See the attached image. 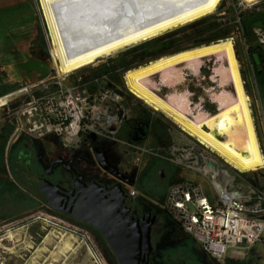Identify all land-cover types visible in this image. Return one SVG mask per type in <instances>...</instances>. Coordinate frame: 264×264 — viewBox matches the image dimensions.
<instances>
[{"label":"bare ground","instance_id":"bare-ground-1","mask_svg":"<svg viewBox=\"0 0 264 264\" xmlns=\"http://www.w3.org/2000/svg\"><path fill=\"white\" fill-rule=\"evenodd\" d=\"M40 1L50 30L53 62L59 72H70L92 64L98 58L111 56L118 49L210 15L222 0H134L139 15L131 24L123 23L117 9L120 0ZM257 1L244 0L248 4ZM203 59L214 60L211 79L217 86L208 92L217 106L212 113L204 110L200 103L193 102L189 90L178 89L187 74L197 75L203 70ZM239 63L233 38L227 36L131 67L125 71V79L129 89L145 104L162 112L186 135L194 137L230 167L244 173L263 168L264 156ZM159 83L169 89L165 96L154 91ZM8 98L0 97V105ZM202 170L204 174L209 172L207 168ZM215 173L219 177L231 178L227 170L218 166ZM225 181L214 179L220 190ZM53 245L55 248L49 253L50 264L63 261L68 253H75L82 247V241L72 232L57 234L52 229L45 235L42 248ZM80 264H93L87 247Z\"/></svg>","mask_w":264,"mask_h":264},{"label":"flooded vegetation","instance_id":"flooded-vegetation-1","mask_svg":"<svg viewBox=\"0 0 264 264\" xmlns=\"http://www.w3.org/2000/svg\"><path fill=\"white\" fill-rule=\"evenodd\" d=\"M263 50L261 47L260 53H264ZM258 89H264V79ZM129 105L126 102L127 114L116 131V138L120 142L129 141L132 149L152 155L141 172L135 171L134 167L120 169L114 154L98 159L99 152L93 150L92 144L90 150L78 148L71 151L65 147L53 151L48 150L41 141L13 134L8 136L1 127L0 264H50V249H54L55 245L43 250L45 235L53 229L57 234L75 232L81 236V232L72 229V223L91 230L107 264H119L115 252L101 233L72 215L82 193L81 187L93 186L101 191L106 190L108 196L117 184L123 192L120 210L128 208L123 218L128 219V225L137 226L140 232V244L134 252L136 264H236L226 259L219 260L201 247L185 255L178 248L187 244L190 237L182 232L158 203L153 205L136 195L127 194L128 186L136 177L153 174L162 178L164 168L169 166L164 156L166 133H161L159 127L143 112L130 110ZM150 139L153 143L144 148ZM48 182L56 188L48 185ZM41 187L49 189L52 204L47 201L46 192ZM148 224L150 231L146 241L143 230ZM9 233L14 234L11 237ZM29 242L31 247H27ZM54 264H72L70 253L63 261Z\"/></svg>","mask_w":264,"mask_h":264},{"label":"built area","instance_id":"built-area-1","mask_svg":"<svg viewBox=\"0 0 264 264\" xmlns=\"http://www.w3.org/2000/svg\"><path fill=\"white\" fill-rule=\"evenodd\" d=\"M35 1L51 70L47 77L25 83L16 90L18 94L30 95L28 99L18 97L19 100L14 98L13 101L14 93L0 105L7 112V122L13 135L37 141L56 136L66 145H83V149L90 150L91 143L99 136L118 141L116 131L127 114L126 99L138 101L146 108L157 111L129 89L125 79L127 69L121 72L119 79L102 73L97 76L84 75L73 83H66L71 73L86 66L70 72L58 71L50 50L52 41L48 22L41 1ZM259 37L260 46L264 48V35ZM210 61L203 59L202 73L192 75L196 81L187 74L182 84L189 90L193 102L200 103L204 110L212 113L217 106L208 92L216 88L217 83L211 79L212 72L203 73L205 69L212 71L214 61L211 67ZM162 88L159 83L154 91L165 96ZM48 89L52 90L46 91ZM196 157L197 166L201 168L196 166L195 169L210 179L214 189L212 202L201 183L185 179L170 183L158 205L184 234L209 255L219 260L239 256L256 243L264 232V191L254 188L245 190L230 183L223 184L220 190L214 179H225L207 164V160H212L211 156L198 153ZM204 168L209 169L208 174H204ZM136 193L132 185L128 186L129 196ZM86 247L93 264H107L98 250L88 244Z\"/></svg>","mask_w":264,"mask_h":264},{"label":"rangeland","instance_id":"rangeland-1","mask_svg":"<svg viewBox=\"0 0 264 264\" xmlns=\"http://www.w3.org/2000/svg\"><path fill=\"white\" fill-rule=\"evenodd\" d=\"M258 1L254 2V4H248L245 3L244 0H222L216 11L210 15L174 27L170 30L168 29L146 41L126 46L123 49H118L111 56L109 55L104 58H98V61L96 60L92 63L93 65L89 64L85 68L71 73L69 77L66 78L65 82L73 83L77 81L78 77H83L84 75L97 76L102 73H109V76L112 79H119L121 72L125 68L129 69L152 59V55L147 52L140 56L133 57V54L139 52L140 47H142L143 44L153 40L163 42V44L160 45L159 50L160 52H163L162 55H164L187 47L196 46L195 43L197 42L203 44L204 39L212 37L217 33H221L223 29L227 28V36L233 38V45L237 60L240 62L239 65L245 89L251 98L250 103L253 119L256 126L257 136L259 137V145L264 156V89H258L259 84L262 79H264V53H260L261 46L259 42V36L264 35V31L259 25L261 24V19L264 22V14L262 17L264 0ZM15 10L16 9L13 8L7 11L12 12ZM8 16L7 21L9 22L11 21V15ZM37 18L38 15L34 18V15H31V13L26 12L24 14V22L26 24V20L29 19V25L27 24V29V25L24 24L25 31H23V37L26 39L29 38L27 34L31 32L32 26L34 27V30L32 29L33 39L31 40L33 47L31 46L25 50V56L23 58L18 55L16 56L15 49L7 46H0V97L6 94L11 95L25 83L34 82L47 77L51 70L50 61L47 58L46 44L42 28L39 23L40 21L38 22L39 18ZM215 22L220 24L216 26L214 25ZM14 58L18 61L19 65L14 64L15 66H13L8 64L9 62L14 61ZM20 61H23V63ZM213 61L214 60L211 59L210 67ZM36 69L44 74L38 79L32 78L30 75L31 71ZM210 72L211 71L207 69L203 71V73L206 74ZM20 73H23V77L19 75ZM17 75H19L20 78L15 80ZM192 75L193 74H190L189 78L194 77L193 80L196 81L195 76ZM187 81L191 82L189 80ZM184 88L186 87L183 84L178 86L179 90ZM51 90L52 89H48L46 91ZM168 91V88H162L163 93H167ZM202 96L207 100L205 93L202 92ZM18 97L19 99H28L30 95L18 94L16 92L12 96L13 101L14 98L19 100ZM126 101L130 104V110H133V112H143L159 127L161 133H166L167 145L164 156L166 157V162L169 166L164 168V175L162 178H158L153 174L144 175L140 178L136 177V180L132 182L131 185L137 190L136 196H138L139 199L149 201L153 205H156L155 202L160 203L162 201L165 191L170 183L190 179L201 183L209 201L212 202L214 189L210 183V179L195 169L197 166L196 156L198 153L211 156L210 158L214 159L217 164H219V168L225 169L229 172L231 178L227 179L224 177L226 183H230L234 187H242L245 190L254 188L264 191V167L255 171L244 173L238 172V170L230 167L214 152H211L209 149L198 143L194 137L182 132L176 124H174V122L162 112L152 111L138 101H133L131 99H126ZM194 101H196L195 98ZM207 104L209 105V102H207ZM7 118L6 110L0 107V129L1 127L5 129L7 135L10 136L13 131L7 122ZM54 140H57V142L55 143ZM101 141L113 142L112 154H114V157L117 159V166L122 170L134 167L136 169L135 171L141 172L143 171L145 164L152 159V155L148 152L132 149L129 141L125 143L114 141L109 138H103L101 136L94 140V142ZM151 142V139L148 140L147 144L143 147L148 148L149 145L151 146ZM41 143L48 150L51 149L53 151H59L65 147L70 148L71 151L78 148L83 149V145H66L56 136H48L41 141ZM93 150L95 151V148H93ZM96 151L99 152L97 155L98 159L100 157H106L100 151ZM157 151H159V149ZM72 224V229L74 231L82 233L81 236H78L77 233L72 232L82 241V247H79V249L71 255V260L72 264H80L84 259L87 244L99 252L100 250L88 227L83 226L80 228V226L75 223ZM178 249L187 255L192 250H200V246L190 238L187 244L179 246ZM101 254L103 255L102 252ZM226 261L236 264H264V232L261 238L250 248L246 249L244 253L239 256H230L226 258Z\"/></svg>","mask_w":264,"mask_h":264},{"label":"water","instance_id":"water-1","mask_svg":"<svg viewBox=\"0 0 264 264\" xmlns=\"http://www.w3.org/2000/svg\"><path fill=\"white\" fill-rule=\"evenodd\" d=\"M117 9L124 19L123 23L131 24L134 17L137 18L139 15L138 5L134 0H120ZM105 24L111 25V23ZM207 164L217 169L218 165L215 161L207 160ZM120 175L123 176L121 173ZM48 185L56 188L49 182ZM41 189L45 190L47 201L52 204V196L49 193V189L47 187H41ZM81 191L82 193L75 203L72 215L101 233L108 246L115 252V258L119 264H136V253L134 252L140 244V232L137 226L128 225V219L123 218L128 208L124 207L120 210L123 203L121 187L117 184L109 191L110 195L108 196L106 195V190L101 191L98 188H93V186L81 187ZM149 231L148 224L143 230V236L146 241L149 238Z\"/></svg>","mask_w":264,"mask_h":264},{"label":"crops","instance_id":"crops-1","mask_svg":"<svg viewBox=\"0 0 264 264\" xmlns=\"http://www.w3.org/2000/svg\"><path fill=\"white\" fill-rule=\"evenodd\" d=\"M13 8H15L16 10L12 12L7 11ZM26 12L31 13V15L33 14L34 18L35 16L38 15V13H36L37 10H36L35 0H0V46H7V47H11L15 49L16 56L18 55L21 58L25 56V50H27L31 46L33 47V44H31V40L33 39L32 34L34 30L33 26L31 27V32L27 34L29 38L27 37L28 39H26L23 37V34H24L23 31H25L24 26L27 24L29 25V19L26 20V24L24 22V14ZM263 14H264V10L262 11V17H263ZM8 15H11V21L9 22L7 21V18L9 17ZM38 22H39V19H38ZM260 23L261 24L259 25L264 31V22L262 19L260 20ZM28 25L26 26L27 29H28ZM20 62L23 63V61H20ZM8 64H11L13 66L19 65L18 61L15 58H14V61L9 62ZM32 64H35V63H32ZM19 75L23 77V73H20ZM19 75L15 77V80L20 78ZM30 75L32 76V78L38 79L44 74L41 71L36 69V70H32ZM4 96H11V95L6 94Z\"/></svg>","mask_w":264,"mask_h":264},{"label":"trees","instance_id":"trees-1","mask_svg":"<svg viewBox=\"0 0 264 264\" xmlns=\"http://www.w3.org/2000/svg\"><path fill=\"white\" fill-rule=\"evenodd\" d=\"M219 24L220 23H216V22L214 23V25H216V26H218ZM208 28H209V26H208ZM227 33H228V30L226 28V29H223L221 33H217V34L213 35L212 37H208V38L204 39L203 41H204V43H209L210 41H215L217 39L227 37ZM162 44H163V42L154 41V40L150 41V42H148L146 44H143L142 47H140L139 52H136V53L133 54V57L140 56L143 53L147 52L148 54L152 55L151 56L152 59L156 58V57L162 55V53H163V52H160V50H159L160 49V45H162ZM200 44H202V43H200V42L195 43V45H200ZM125 69H128V68H125ZM54 142L56 143L57 140H54ZM112 144H113V142H109V141H101V142H94L93 141L92 142L93 148H95L96 150L100 151L106 157L108 155L112 154V146H113Z\"/></svg>","mask_w":264,"mask_h":264},{"label":"snow or ice","instance_id":"snow-or-ice-1","mask_svg":"<svg viewBox=\"0 0 264 264\" xmlns=\"http://www.w3.org/2000/svg\"><path fill=\"white\" fill-rule=\"evenodd\" d=\"M213 2H215V0H213Z\"/></svg>","mask_w":264,"mask_h":264}]
</instances>
